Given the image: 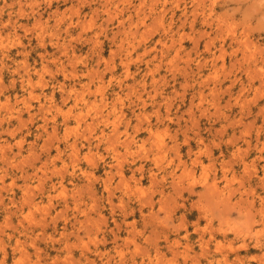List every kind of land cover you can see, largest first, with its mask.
I'll return each mask as SVG.
<instances>
[{"label": "rangeland", "instance_id": "374dc122", "mask_svg": "<svg viewBox=\"0 0 264 264\" xmlns=\"http://www.w3.org/2000/svg\"><path fill=\"white\" fill-rule=\"evenodd\" d=\"M263 254L264 0H0V264Z\"/></svg>", "mask_w": 264, "mask_h": 264}, {"label": "bare ground", "instance_id": "6f19581e", "mask_svg": "<svg viewBox=\"0 0 264 264\" xmlns=\"http://www.w3.org/2000/svg\"><path fill=\"white\" fill-rule=\"evenodd\" d=\"M190 176H191V175H190ZM191 178H193V177L191 176ZM193 179H194V178H193ZM215 186H216V185H215ZM216 189H217V187H216ZM260 235H261V234H260ZM255 237H256V236H255ZM260 242H261V241L257 239V244H259ZM255 247H256V246H255ZM263 255H264V254H263ZM259 256H260V255H259ZM261 258H262V257H260V262H263V259H262V261H261ZM238 259H239V257H237V260H238ZM240 260H241V259H240ZM233 261H234V260H233ZM241 261H242V260H241ZM241 261H240V262H241ZM258 261H259V260H258ZM226 263H227V262H226ZM261 264H262V263H261Z\"/></svg>", "mask_w": 264, "mask_h": 264}]
</instances>
